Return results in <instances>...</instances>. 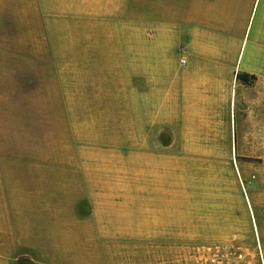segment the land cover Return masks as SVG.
<instances>
[{"label":"rangeland","instance_id":"obj_1","mask_svg":"<svg viewBox=\"0 0 264 264\" xmlns=\"http://www.w3.org/2000/svg\"><path fill=\"white\" fill-rule=\"evenodd\" d=\"M145 1L128 20L50 21L48 61L31 76L15 52L25 46L0 45V229L49 263L264 264L257 77L237 73L210 126L171 134L142 86L155 53L189 61ZM169 148L178 155L154 154Z\"/></svg>","mask_w":264,"mask_h":264},{"label":"crops","instance_id":"obj_2","mask_svg":"<svg viewBox=\"0 0 264 264\" xmlns=\"http://www.w3.org/2000/svg\"><path fill=\"white\" fill-rule=\"evenodd\" d=\"M145 3V0H0V45L25 46L15 52L25 61L24 76H31L28 70H32V62L48 61L43 46L50 44V21L106 24L114 16L128 20L132 7L143 13ZM152 3L166 14L157 27L170 30L174 35H170L174 38H170V43L173 40L174 45L177 35H181L185 45L181 58L189 61L188 66L180 68L171 53L153 55L151 87L142 86V92L146 90L148 96L152 93L156 120L168 117L171 134L177 133L178 125L187 134L186 126L192 122L210 126L218 118L214 108L221 101L222 91L241 86L236 78L241 72L257 77L256 84L250 87L254 86L260 100L250 103L253 107L262 106L264 0H153ZM158 151L154 154L178 155L173 148ZM7 236L12 237L10 231L1 228L0 264H58L18 254L13 242L6 241Z\"/></svg>","mask_w":264,"mask_h":264},{"label":"built area","instance_id":"obj_3","mask_svg":"<svg viewBox=\"0 0 264 264\" xmlns=\"http://www.w3.org/2000/svg\"><path fill=\"white\" fill-rule=\"evenodd\" d=\"M182 63H184L185 62V60H184V58H181V60H180Z\"/></svg>","mask_w":264,"mask_h":264}]
</instances>
